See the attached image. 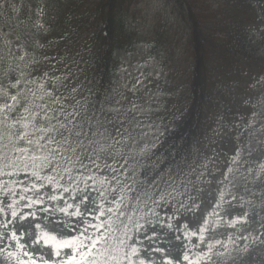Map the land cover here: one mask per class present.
<instances>
[{
    "label": "trees",
    "instance_id": "obj_1",
    "mask_svg": "<svg viewBox=\"0 0 264 264\" xmlns=\"http://www.w3.org/2000/svg\"><path fill=\"white\" fill-rule=\"evenodd\" d=\"M61 1L36 0L37 14L44 12L40 15V21L47 26L46 31L31 21L26 0H15L11 4L5 0L4 4H0V79L6 80L10 70H14L13 77L20 72L30 74L29 79H44L45 74L48 78L59 77L56 94L67 98L65 103L69 111H73L72 106H75L84 116L85 143L93 154L96 133L107 118L104 108L113 100L118 69L116 53L128 50L134 43L126 17L133 0H90L93 9L87 18L82 19L80 24L68 21L61 25L55 35L50 33L54 23H50L47 12ZM169 1L175 19L183 25L187 34L186 95L178 103V109L170 115L171 126L164 130L155 145L140 150L135 156L125 155L129 161L128 167L136 173L127 182L133 189L143 188L158 195L159 190L166 187L169 175L179 181L185 173L190 172L194 184L180 199L189 205H197L198 200L192 194L197 148L212 135V125L217 124L216 121L226 122L233 116V127H239L244 119L239 129L230 131L221 141L223 153L227 152L226 144L237 147L251 129L247 121L250 113L244 115L242 110L250 111L262 95L259 75L264 73V0H217L215 7L208 3L209 0ZM14 40L21 48L20 53L15 49ZM48 87H52L50 80ZM210 148L213 150L212 142ZM72 174L75 175V171ZM23 177L24 173H21L19 176L0 177V180ZM255 177L259 178L254 187L255 194L242 201L246 208L253 206L248 224L254 226V232L247 240L237 241L236 245L230 243L229 238L220 239L225 247L216 245L213 252H223L224 255H214V264H264V171L261 167ZM153 178H156L158 187L148 184V180ZM112 198L109 194L108 200ZM140 198L141 201L145 199L142 194ZM100 203L106 209H113L112 213L105 212L98 219L100 224L110 225L112 231L109 233L106 227H102L97 233L108 236L109 243L114 247L122 238V221L127 223L118 212L127 216L133 210H146L142 203L127 198L123 205ZM197 212L198 208L192 212L181 210L175 221L176 227L181 225L179 218ZM171 232L180 235L181 239L165 246V234L161 233L162 241L158 246L168 249V253L153 258L156 264H162L165 256L186 264L182 256L187 241L181 232ZM23 242L31 244L25 240ZM192 243L195 244L194 238ZM0 248H3L1 243ZM28 250L49 261L54 259L41 253L36 246ZM206 251L205 247L190 248L189 255L195 259L197 254L203 255ZM8 252H15L23 258L17 248L4 250L0 252V264H16L17 256L8 257ZM201 264L208 262L202 260Z\"/></svg>",
    "mask_w": 264,
    "mask_h": 264
},
{
    "label": "snow or ice",
    "instance_id": "obj_2",
    "mask_svg": "<svg viewBox=\"0 0 264 264\" xmlns=\"http://www.w3.org/2000/svg\"><path fill=\"white\" fill-rule=\"evenodd\" d=\"M12 71H9L6 80L0 79V177L19 176L21 173H24V177L0 180V216L4 217L0 219V243L5 240L15 242L23 258L15 252H8L7 255L17 256L16 264H156L152 254H163L165 249L148 247L145 242L158 245L162 239L161 233L167 234L165 230L181 232L187 241L182 256L186 264H201L202 260L214 264V255H224L223 252H213L216 245L225 247L221 240L215 241V245L207 241V251L203 255L197 254L195 259L190 258L189 249L205 244V234L210 224L218 226L216 220L224 219L221 215L224 205L237 206L233 203L237 197L226 189L232 184L229 179L233 173L231 165L238 161L239 149L230 158L224 177L218 181L222 185L218 200L203 224L198 230L189 229L187 223L176 227L175 221L181 210L192 212L199 207L180 199L194 184L190 172L185 173L179 181L169 175L166 187L160 189L158 195L143 188L133 189L127 181L133 179L135 170L128 167V158L119 149L109 152L103 160L89 151L85 143L84 116L75 106H72L73 111H69L65 103L67 98L56 94L59 77L48 78L45 74L44 79H29L30 74L24 72L13 77ZM49 80L51 88L48 87ZM115 143L119 144V141ZM118 156L120 159H117ZM261 170L264 171V165ZM203 175L197 176L196 182ZM160 178L163 179L162 175ZM148 184L158 187L156 178L148 180ZM109 193L114 194L110 201ZM140 194L145 197L143 201ZM229 196L230 199H226ZM126 198L142 203L146 210H133L127 216L118 212L127 223L122 221V238L114 247L109 243L108 236L96 231L106 227L110 233V225L95 224L88 217L95 220L103 217L105 212H113L112 208L106 209L100 201L123 205ZM56 213L69 219L78 218L79 227L72 235L44 232L37 235L31 244H26L22 240L23 234H18L15 229L17 221H24L28 217L39 219L41 214L48 219ZM212 217L216 220H212ZM226 223L230 228L246 224L248 213L234 216ZM36 227L40 228V224ZM193 238L198 240V244L192 243ZM176 239L180 240L181 236L177 235ZM247 239V236H239L236 240L230 237L229 242L236 245L237 241ZM36 244L52 248L54 257L58 259L49 261L28 250ZM3 251L0 248V252ZM162 264H181V261L165 256Z\"/></svg>",
    "mask_w": 264,
    "mask_h": 264
},
{
    "label": "rangeland",
    "instance_id": "obj_3",
    "mask_svg": "<svg viewBox=\"0 0 264 264\" xmlns=\"http://www.w3.org/2000/svg\"><path fill=\"white\" fill-rule=\"evenodd\" d=\"M29 1L32 3V0ZM213 2L215 3L216 0H210V4ZM92 9L93 5L90 0L58 2L47 12L50 16V23H54L50 33L56 35L61 25L68 21L72 24H80L81 20L87 18V14L92 12ZM35 14L36 12L32 14V17ZM126 17L135 43L129 51L116 54L119 68L114 92V106L106 124V131L97 141L95 152L101 160L108 157V153L115 149L122 152L124 147L128 146L129 156H134L141 149L153 145L164 130L163 121L167 111L178 105L185 97L188 84L186 83L187 77H185L188 65L186 36L182 26L173 17L171 3L168 0H133ZM254 105L259 113L257 122L260 126L255 131L252 140L240 150L238 161L231 165L233 173L229 179L232 184L226 189L227 192L237 197L233 202L237 206L224 205V210L221 212L223 220L211 218L216 220L218 226L210 224L209 231L205 234V244H199L198 247H206L207 241L215 243L226 234L238 232L240 236H249L255 229L247 224H242V226L237 224L236 227L241 226L240 229L230 228L226 223L234 216H243L245 212L248 216L251 214L250 208L253 206L246 208L242 201L254 193L256 180L253 178V171L257 165L264 162V90ZM115 137L121 141L119 144L115 143ZM227 146L230 148L229 144ZM230 151H228L229 154H231ZM199 152L196 178L201 173L204 175L201 176L199 182H196L195 178L198 212L191 218L189 215H184L182 218L188 227L191 225V228L196 230L203 224L217 202L222 187L218 181L224 177L229 165L227 155L218 160L215 159L210 148L200 147ZM225 183L227 184V181ZM226 199H230V196ZM88 219L96 223L91 216ZM77 220V217L69 219L56 213L48 219H44L41 214L39 219L28 217L20 222L24 229L23 236L34 241L37 235H42L44 232L63 236L79 226ZM37 224H40V228L36 227ZM171 242V239H167V243ZM195 242L198 244L196 238ZM14 244L15 242L12 241L9 247H14ZM145 244L148 247H155V245H148L147 241ZM36 245L44 253L54 256L52 248ZM161 255L158 252L153 253L152 259L159 258Z\"/></svg>",
    "mask_w": 264,
    "mask_h": 264
}]
</instances>
